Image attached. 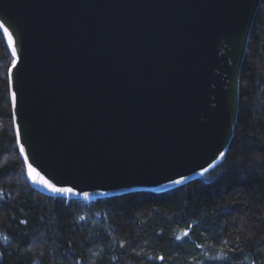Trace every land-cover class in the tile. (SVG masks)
I'll list each match as a JSON object with an SVG mask.
<instances>
[{
	"label": "water",
	"instance_id": "obj_1",
	"mask_svg": "<svg viewBox=\"0 0 264 264\" xmlns=\"http://www.w3.org/2000/svg\"><path fill=\"white\" fill-rule=\"evenodd\" d=\"M260 2L0 0L30 187L78 200L162 193L218 166Z\"/></svg>",
	"mask_w": 264,
	"mask_h": 264
},
{
	"label": "trees",
	"instance_id": "obj_2",
	"mask_svg": "<svg viewBox=\"0 0 264 264\" xmlns=\"http://www.w3.org/2000/svg\"><path fill=\"white\" fill-rule=\"evenodd\" d=\"M0 33V264H264V0L222 162L167 192L91 200L30 187L13 131Z\"/></svg>",
	"mask_w": 264,
	"mask_h": 264
},
{
	"label": "snow or ice",
	"instance_id": "obj_3",
	"mask_svg": "<svg viewBox=\"0 0 264 264\" xmlns=\"http://www.w3.org/2000/svg\"><path fill=\"white\" fill-rule=\"evenodd\" d=\"M0 27H2V25H0ZM21 152H23V148L21 149ZM179 181H177L178 183ZM47 183V182H45ZM49 188H51L53 191H71V189H57V188H52V185H48Z\"/></svg>",
	"mask_w": 264,
	"mask_h": 264
},
{
	"label": "built area",
	"instance_id": "obj_4",
	"mask_svg": "<svg viewBox=\"0 0 264 264\" xmlns=\"http://www.w3.org/2000/svg\"><path fill=\"white\" fill-rule=\"evenodd\" d=\"M83 202H87V203H90L91 200L90 199H81Z\"/></svg>",
	"mask_w": 264,
	"mask_h": 264
}]
</instances>
